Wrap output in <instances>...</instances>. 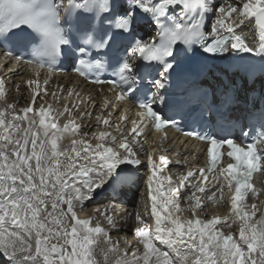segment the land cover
Here are the masks:
<instances>
[{
  "label": "snow or ice",
  "instance_id": "1",
  "mask_svg": "<svg viewBox=\"0 0 264 264\" xmlns=\"http://www.w3.org/2000/svg\"><path fill=\"white\" fill-rule=\"evenodd\" d=\"M142 19L155 27V36L135 38ZM246 23L253 26L255 42L237 31ZM122 41H128L121 44L123 56L114 55ZM178 45L185 50L199 46L202 58L217 61L258 57L264 70V0H128L123 10L119 0H0V69L14 72L16 65H24L33 73L26 81L29 105L19 110L13 103L0 106V256L7 258L5 264H264V209L245 203L250 193L260 195L252 177L264 171V112L260 130H253L250 137L243 132L241 143L214 132H185L208 144L210 167L189 168L176 183L171 175H158L172 161L157 156L156 148L146 151L138 139L148 123L162 140L167 138L166 129L175 126L172 116L154 104L158 94L161 104L171 102L163 99L161 90L167 91L179 64ZM62 55L84 81L94 75L93 70L105 68L107 58L114 78L97 76L91 83L110 85L108 92L114 96L104 95L95 120L105 127L115 124L117 131L121 122L130 123L129 134L118 138L110 131L82 132L73 109L80 113L79 119L93 114L81 111L84 98L75 87L66 93L78 104L65 103L62 111L51 104L36 106L42 92L49 95L47 86ZM137 61L156 70L151 98L146 93L140 98L142 64ZM5 87L0 75V99L6 96ZM64 91L58 88L61 96ZM129 97L138 101L135 118L122 109L118 120L112 121L116 106ZM87 100L94 108L93 98ZM200 102L207 104L210 117L217 115L214 94L211 102L206 93ZM66 138L70 146L62 148ZM225 145L233 162L219 168ZM141 151L149 169V203L143 215L134 216L136 244L125 237L122 249L121 240L112 237L116 220L109 212L111 205L95 209L103 220L80 218L78 211L98 190L125 182L130 171L126 166H139ZM208 173L213 174L216 191L206 198L219 203L227 191L231 223L200 214ZM188 187L189 203L182 208L179 194ZM233 225L237 231H224Z\"/></svg>",
  "mask_w": 264,
  "mask_h": 264
},
{
  "label": "bare ground",
  "instance_id": "2",
  "mask_svg": "<svg viewBox=\"0 0 264 264\" xmlns=\"http://www.w3.org/2000/svg\"><path fill=\"white\" fill-rule=\"evenodd\" d=\"M213 3L219 2V0H212ZM239 33L244 35L246 38H248L249 42H255L256 40V34L253 29V26L250 24H245L242 25L239 29H237ZM22 69V68H21ZM19 70H15L14 72H8L6 69H0V75H3L5 77L6 81V87H5V92L6 96L3 99H0V106H3L6 103H13L16 105L17 110L22 109L24 107H27L31 101V90L27 87L26 81L32 77L33 73L32 70H27V71H22V74H24L23 82L18 80L16 81L14 79V74L18 75ZM21 72V71H20ZM213 75H211L212 77ZM44 76H41V79H43ZM213 80H216V78L213 76ZM256 83V82H255ZM254 83V85H255ZM259 85L263 83V80H259ZM247 84V83H245ZM241 87L240 89V94L241 96H246L247 92L250 90L254 89V85L251 88H248L246 85ZM19 86V87H17ZM75 87V89L81 93V96L84 98V103L80 105L81 111L84 109H87L88 111L92 112V116L90 118H84V119H79L80 113L76 112L75 109H73V112H75L77 118H78V123L81 124L82 132H87V133H92V132H99V131H110L112 134L116 135L118 138L121 136V134H129L130 129L128 127L127 122H121L120 123V130L117 131L115 128V124H113L112 127H105L101 125H97V122L95 120V116L100 114V105L102 104L103 97L104 95H108L110 98L112 97L109 95V93L105 90L101 91V89H94L91 86L88 85H83L82 83L79 82L78 79L72 78V77H57L54 79L50 80L49 85L47 86V91L49 95L44 96L43 92L41 93L40 97H37L36 101V106H39V104L44 103L45 105L51 104L54 109H57L59 111L63 110L64 104L67 102V98L69 99H77L76 97H67L66 90ZM58 88L64 89V93L61 96V94L58 92ZM56 92L57 96L53 97L51 93ZM91 96L93 98V103L95 104V107L93 108L88 100L87 97ZM78 101V100H77ZM79 103V101H78ZM87 103V106H86ZM118 106V105H117ZM116 106V111H113L112 114V121H117L118 120V112L119 108ZM107 110H105L106 114ZM129 116V115H128ZM63 120L61 121V123ZM150 137L149 133L146 132L144 138H139L141 143L144 145V149L147 151L146 147H151L150 150L153 148L157 149L156 155H164L168 158H173V149L172 146L174 145L173 143H156L153 141H149L147 144L145 143V140H148ZM131 138V137H130ZM93 143L95 141L93 140ZM70 146V139L66 138L61 142V147L66 148ZM177 156L179 158L177 160H180L181 163L177 164L176 161H173L172 164L167 165L166 167L163 168V171L158 173V175L163 178L164 176L171 175L173 182L176 183L178 182V176L179 174H184L186 173L187 169L189 168H195L197 165H200L203 160V155L200 150H196L194 147H192L190 144H184V143H178L177 144ZM140 159H141V164L139 166L136 165H127L126 167L130 170L129 175H132L134 179L137 180V182H142L143 180L146 181L147 175L149 174V169L146 167L147 165V160L145 156V151H141L139 153ZM187 166V169L185 172L181 173V166ZM125 167V166H122ZM190 180L192 178H189ZM187 183V182H186ZM102 190H98L97 194L91 199L87 200L83 204V209L78 211V215L80 218H87L89 216H96L97 219L103 220V217L98 216V214L95 212V209L100 208L101 210H104L105 208H108L110 205L111 207L109 208V212L113 214L114 219L116 220V228L112 229V237L114 240L119 239L121 240V248L123 249L126 247L123 244V239L127 237V240L132 244H136V239L134 238V227L135 225V220L134 216L135 213L139 212L141 215L144 214L146 207L148 206V199L146 194L144 197L138 198V194L132 193V199H127V196L129 195V192L126 190L124 191V188L121 189L120 195L123 197H120L117 200H111L108 201V194L103 196L101 194ZM192 191L191 187L181 189L180 194H179V202L181 204L182 208H186L188 205V201L185 200V196L187 194H190ZM207 192V191H206ZM147 193V190L145 191ZM208 193V192H207ZM126 194V195H125ZM198 195H201L197 193ZM141 195V194H140ZM125 196V197H124ZM207 195L206 193L202 195V200H203V206H204V212L200 213L202 218H210L211 216H220L223 218H227L228 223H231L232 217L229 215V212L226 210V207L224 205V209H212L211 207L214 205L212 203V200H209L206 198ZM126 198V203L123 202ZM219 203L227 204L226 203V198L223 200H220ZM190 213L185 212L184 215L188 216ZM260 214H257V219L259 218ZM237 226L233 225L231 229H228L227 227L224 228L225 232L228 231H237ZM112 259H115V257H112ZM7 258H4L0 261V264H5V261Z\"/></svg>",
  "mask_w": 264,
  "mask_h": 264
},
{
  "label": "rangeland",
  "instance_id": "3",
  "mask_svg": "<svg viewBox=\"0 0 264 264\" xmlns=\"http://www.w3.org/2000/svg\"><path fill=\"white\" fill-rule=\"evenodd\" d=\"M19 75H20V74H18V75H17V74H16V75L14 74V76H13L14 79H15L16 81L20 80V81L23 82L24 74H23V78H21V79H19ZM86 106H87V105H86ZM119 113H120V110H119L118 114H119ZM140 194H141V195H140ZM145 194H146L145 192H143V193H139V195H138L137 197H138V198L144 197ZM211 208H212V209H216V208L213 207V206H212Z\"/></svg>",
  "mask_w": 264,
  "mask_h": 264
}]
</instances>
